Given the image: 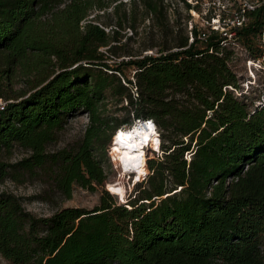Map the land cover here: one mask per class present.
<instances>
[{
  "label": "trees",
  "instance_id": "1",
  "mask_svg": "<svg viewBox=\"0 0 264 264\" xmlns=\"http://www.w3.org/2000/svg\"><path fill=\"white\" fill-rule=\"evenodd\" d=\"M64 1L0 0V98L7 101L0 151L30 150L15 163L1 162V176L54 169V186L67 198L73 185L103 186L112 136L135 120L154 122L159 140L147 146L160 141V155L135 172L148 169L145 187L135 183L126 205L102 188L91 209L37 216L21 197L0 191V255L11 264H264V98L253 106L247 94L233 93L240 86L224 37L212 31L201 41L193 26L189 42V14L182 18L174 3L201 10L187 0H130L128 10L116 0L110 32L96 21L114 0H68L55 9ZM137 6L150 34L142 50H155L148 54L120 42L123 23L136 27ZM91 9L105 11L80 24ZM248 16L237 39L255 58L264 5ZM17 69L36 73L28 90H12ZM108 98L125 102L118 109L124 118L109 111ZM79 112L88 118L82 136L47 153Z\"/></svg>",
  "mask_w": 264,
  "mask_h": 264
},
{
  "label": "rangeland",
  "instance_id": "2",
  "mask_svg": "<svg viewBox=\"0 0 264 264\" xmlns=\"http://www.w3.org/2000/svg\"><path fill=\"white\" fill-rule=\"evenodd\" d=\"M60 3L55 9H60L64 6L65 2ZM115 1V2H114ZM111 2L108 7L105 9L110 11L106 16H101L96 21L102 26L107 32H110L111 27L114 28L115 18L112 17V6L118 1L114 0ZM125 1L124 8L127 10L130 9V0ZM191 3L192 6L197 5L201 10L198 12L195 8H190L188 12L183 11L182 5L179 3L178 5L174 3V6L178 8V11L181 13V17H185L186 14H189V18L187 19V30H188V21L191 20L193 24L196 25L198 31H205L209 27L217 28L218 32H224V25L222 24V20L217 23L218 18L227 17L232 13V11L236 8L234 2L238 3V0H187ZM138 5V3H137ZM225 5V8H224ZM138 7V12L136 14L137 21L134 28L127 27L128 23H123L122 28H119L120 42L125 43L126 48L132 50H142L144 46H146L150 42V34L146 32V25L148 24L147 20L138 23L139 19H141L140 15V7ZM173 8V5H171ZM103 10L91 9L86 17V20L81 21L80 24L85 23L88 19L93 17L97 12L102 13ZM172 12L171 9L169 11ZM49 14H46V16ZM109 15V16H108ZM174 16L178 17L176 14L172 15L171 18L174 19ZM213 17V19H212ZM110 22V23H104ZM242 44L239 42V45ZM106 47L101 48L105 51ZM151 51H155L154 49H146L142 50V54L151 53ZM233 56L230 57L229 62L232 70L235 72L240 88L233 93L239 96L247 94L248 102L253 100V106L261 103L264 98V69L254 67L245 61V56L241 53L239 47H237L234 51H232ZM232 55V54H231ZM125 57V56H124ZM120 59V58H119ZM114 59L108 60V62H113ZM46 75L51 73V69L47 68L45 71ZM129 78H132L133 69L126 70ZM36 80V73L32 72L29 76L22 75L20 70L17 69L14 79L11 84V88L13 91H21L28 90L29 81ZM241 95V97H242ZM240 97V96H239ZM7 101L3 98H0V107L4 106ZM125 105V102L120 103L115 99L108 98L106 107L110 112H114V115L117 116L118 119H122L125 117L124 110H118L121 105ZM252 105V104H251ZM138 120H135L132 125L137 123ZM143 120H139L140 123ZM87 123V115L84 112H79L72 117H69L63 129L56 134L55 139L52 142H49L45 151L47 153H53L58 150H61L64 147L72 146L81 136L85 125ZM131 127V125H122V129H127ZM119 129V128H118ZM116 131V130H115ZM158 132V130L156 129ZM159 135V133H158ZM159 140V138H158ZM160 141L158 143V148H152L147 146L145 151L146 160L150 157H154L156 152L160 155L159 150ZM111 146L107 149V156L109 158L110 167L104 166V174L105 179L103 186H95L93 190L82 188L77 185H73L71 197L67 198L64 196L57 188L54 186L53 177L55 174V170L45 169L43 168H35V172L33 175L28 174H18L15 170H8V174L5 177H2L0 172V191H8L15 194L18 197L22 198L23 207L37 216H48L53 213L55 210L68 207V206H78L86 209L93 208L99 201V196L101 194L102 188H105L109 193H111L116 201L121 204L127 203V201L134 196V187L135 183L142 182L145 187V177L148 174V169L145 174L141 176H137V173L128 174L129 172L121 169V165L116 161V156H118V151L116 148L111 149ZM153 152V153H152ZM30 154V150H27L21 146L14 145L9 151L2 150L0 151V163H15L19 161L21 158L26 157ZM186 158H189V155H185ZM146 167V164L145 166ZM17 173V174H16ZM108 184H116L117 189L121 192L124 189L122 195L113 193L107 188ZM145 201V200H144ZM0 264H11L6 259H4L0 255Z\"/></svg>",
  "mask_w": 264,
  "mask_h": 264
},
{
  "label": "built area",
  "instance_id": "3",
  "mask_svg": "<svg viewBox=\"0 0 264 264\" xmlns=\"http://www.w3.org/2000/svg\"><path fill=\"white\" fill-rule=\"evenodd\" d=\"M263 5H264V0H238L236 8L232 11L230 15H228L227 17L224 16L223 18L221 17L217 19L218 20L217 23H219V21L222 20V24L224 25V32H218L217 28L214 29V27L213 28L209 27L205 31H200V30L198 31L196 25L193 24L191 20H189L188 21L189 42L193 40V34H192L193 26L196 27L197 36L201 41H206L210 33L212 31H215L218 34H220L222 37H224V40L222 41V43L224 44L225 47L229 48L232 51H234L237 47H239L241 50V53H243V55L245 56V61L247 63H249L250 65L254 67L264 69V36H263V33H261V36H258L257 38V45L261 51L259 52V55L255 58L250 57L248 55L247 48L243 44L239 45L240 41H238L237 39L238 32L243 27H245L249 22L248 12L253 11ZM224 8H225V5H224ZM232 56H233V53L230 57L232 58ZM228 64L230 65L229 60H228ZM137 122H139V120ZM144 122L148 123L150 122V120H145ZM121 129L122 128L117 129V131H120ZM155 133H156V137L159 138V135L156 129H155ZM186 154L190 156V152L186 151L185 155ZM145 164H146V159L144 160V165ZM124 171L129 172L128 174L130 175L135 172L134 169H127ZM137 176L139 177L140 175L138 174ZM229 181H230V178H228L226 182L228 183ZM213 183H216V181H213Z\"/></svg>",
  "mask_w": 264,
  "mask_h": 264
},
{
  "label": "bare ground",
  "instance_id": "4",
  "mask_svg": "<svg viewBox=\"0 0 264 264\" xmlns=\"http://www.w3.org/2000/svg\"><path fill=\"white\" fill-rule=\"evenodd\" d=\"M152 127L149 128L146 124L135 123L127 129H121L112 136V143L116 149H118L117 162L120 163L121 169H134L138 172L144 165L145 148L148 143L156 136V126L152 120H150ZM124 132L127 135L122 139H117L119 133Z\"/></svg>",
  "mask_w": 264,
  "mask_h": 264
},
{
  "label": "snow or ice",
  "instance_id": "5",
  "mask_svg": "<svg viewBox=\"0 0 264 264\" xmlns=\"http://www.w3.org/2000/svg\"><path fill=\"white\" fill-rule=\"evenodd\" d=\"M148 126H149V128L152 127L151 122H148ZM126 135H127L126 133L121 132V133L118 134L117 139H122V138H124ZM117 151H118V149H117ZM113 190H114V191H119V189H113Z\"/></svg>",
  "mask_w": 264,
  "mask_h": 264
},
{
  "label": "water",
  "instance_id": "6",
  "mask_svg": "<svg viewBox=\"0 0 264 264\" xmlns=\"http://www.w3.org/2000/svg\"><path fill=\"white\" fill-rule=\"evenodd\" d=\"M142 124H146L144 121H141Z\"/></svg>",
  "mask_w": 264,
  "mask_h": 264
}]
</instances>
